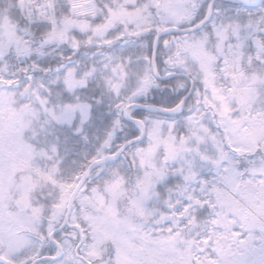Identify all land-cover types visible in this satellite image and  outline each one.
Returning a JSON list of instances; mask_svg holds the SVG:
<instances>
[{"label":"snow or ice","instance_id":"6c2138e0","mask_svg":"<svg viewBox=\"0 0 264 264\" xmlns=\"http://www.w3.org/2000/svg\"><path fill=\"white\" fill-rule=\"evenodd\" d=\"M0 264H264V0H0Z\"/></svg>","mask_w":264,"mask_h":264}]
</instances>
